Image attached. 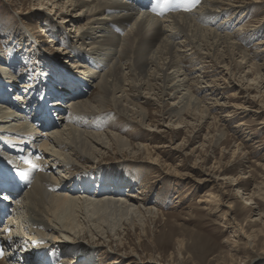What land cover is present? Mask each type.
<instances>
[{
	"label": "bare ground",
	"instance_id": "6f19581e",
	"mask_svg": "<svg viewBox=\"0 0 264 264\" xmlns=\"http://www.w3.org/2000/svg\"><path fill=\"white\" fill-rule=\"evenodd\" d=\"M193 1L170 0L169 4L164 6V0H68L69 7L82 8L78 16L63 18L68 27L72 26L73 29L76 28L78 35L80 33L78 37L82 43L78 44L79 47L70 49L75 58H80L76 66L83 70L80 71L82 78L67 76L66 80L63 78V83L58 80L56 84L60 86L53 88V92L47 90L49 94L43 103L45 108L38 109V112L33 105L36 98L25 103V99L15 100L11 97V93L14 96L18 90L17 84L14 83L17 78L13 77L10 70L5 71L8 75L0 70V83L5 86L0 89V105L9 106L17 112L4 111L5 108L0 106V179L5 178L15 186L13 190H5L10 196L7 202L14 217L10 222V234L5 236L3 241L8 255L0 264H90L100 252L98 244L105 238L111 239L114 236L111 233H115V229L108 226L102 229L101 226V218H106L111 207L132 219L141 218L145 213L156 214L154 207L147 203L140 204L139 198L134 194L122 198L121 191L127 189V184L119 176L118 164L115 167L119 169H109L110 177L107 176L100 182L91 181L93 185L100 186L96 192L92 191L93 186L89 181L91 174H102L104 171L105 168L99 166L98 162L108 154L107 151L128 155L138 153L149 165L156 166L162 174H178V169L175 170L162 162L155 148L150 145H136L131 149L132 146L121 140L120 136L108 132L100 134L95 129L91 130L97 126L96 120L105 117L104 112L109 109H115L125 116L134 112L133 116L141 117L140 122L145 129L159 130V122L148 121L146 114L141 115L143 112L130 108L133 103H129L127 98L131 97V89L139 97H168L172 104L166 114L171 123L177 117L181 120L188 109L206 104L208 99L196 97L193 88L206 86L198 89L209 91L208 88L212 85L211 91L215 90V93V82L205 81L207 76L201 81L199 78L190 79L184 73L182 61L187 58L189 51L208 61L216 60L218 71L228 70L226 74L231 75L230 77L236 78L245 73L247 75H244L242 80L247 76L248 81L257 83L261 80L258 85L264 86V48L263 52L259 53L258 60H255L248 54L247 48L238 44L237 35L228 34L229 31L225 30L227 26L231 27V24L226 25L227 22H234L233 19L227 18L228 15L244 13L250 6L262 8L258 5L261 1L251 0L253 2L247 6L242 0H197L195 6ZM185 8L190 9L187 15L177 14V11ZM64 9L67 10V5ZM110 12L122 14L109 18ZM152 15L171 17L161 20ZM221 18L227 21L218 23ZM208 20H212V24L217 28L202 26ZM81 22L85 24L80 25ZM255 24L259 25L261 33L264 29V18ZM129 26L131 28H128V31ZM122 29L128 31L124 40L114 37V34L118 35ZM111 30L113 35L109 34ZM122 40L129 43L126 42L128 46L124 47L127 48L120 52L116 48ZM50 42L55 41L52 39ZM257 46L263 47L264 41H260ZM98 55V58H94ZM105 60L109 63V69L99 71L101 61ZM133 60H140L142 66H131L130 72H125L121 62L136 63ZM89 62L96 64V71L91 69ZM60 68L64 72L67 71L63 67ZM203 70L204 67L198 72L201 74ZM246 70L249 71L245 72ZM248 75L254 76L252 78ZM39 83L42 85L43 82ZM45 87L38 88L35 85L32 89L33 96L42 94ZM93 87H97L100 93L97 100L95 99L96 102L83 97V94ZM68 97L73 98L67 103ZM65 104L70 105L65 108ZM260 104L258 114L264 112V95ZM213 105L223 107L218 100H215ZM47 115L50 116V121L44 119ZM7 135L9 141L5 139ZM216 172L212 171V174L206 175L205 180L201 182L226 180L221 178V175H213ZM117 173V179H112L111 175ZM74 182L75 185L69 187ZM257 198V193L252 192L247 200ZM212 202L208 198L200 200V204H213ZM228 209L231 210L232 207ZM101 212L103 216L99 218ZM112 215L110 213L107 218ZM26 231L28 232L25 233ZM24 234L32 236L24 237L31 240L30 242L21 237ZM85 238L96 241H88L87 247L81 248V240ZM233 245L235 248L236 243ZM253 245L255 241H248L249 248ZM72 251L77 253L73 261L69 260ZM99 256L100 260L103 257L102 260L94 264H101L109 257L104 254Z\"/></svg>",
	"mask_w": 264,
	"mask_h": 264
},
{
	"label": "rangeland",
	"instance_id": "374dc122",
	"mask_svg": "<svg viewBox=\"0 0 264 264\" xmlns=\"http://www.w3.org/2000/svg\"><path fill=\"white\" fill-rule=\"evenodd\" d=\"M243 1L246 6L253 2L242 0V3ZM259 1L261 3L258 5L262 8L250 6L247 12L228 15L227 18L234 22H227L226 25L231 24V27L225 28L229 31L228 34L237 35L238 44L247 48L248 54L255 60H258L259 53L264 48L257 46L260 41H264V29L259 33L260 27L255 24L264 18V0ZM196 2L197 0L193 1V6ZM200 3L201 1L198 6ZM66 5L67 10L64 9ZM68 5V0H0V70L7 75L5 71L10 70L13 77L17 78L14 83L18 90L14 96L11 93V97L15 100L25 99V103L36 98L33 105L37 112L38 109L41 110L48 91L53 92V88L60 86L56 84L58 80L63 83L67 76L82 78L80 71L83 70L76 66L80 58H75L74 52L72 53L73 48L82 43L78 37L80 33L78 35L76 28L68 27L63 21L64 17L78 16L82 8H71ZM188 13L189 10L177 11V14L182 15ZM120 14L122 13L110 12L108 17ZM152 16L161 20L171 17ZM223 19L225 18H221L218 23L227 21ZM212 22L208 20L202 26L217 28ZM84 24L81 22L80 25ZM128 28L130 30L131 26L127 30ZM128 31L122 29L114 37L123 39ZM109 34L113 35V30ZM52 39L55 42H50ZM123 40L121 44H117L116 49L120 52L129 43ZM189 52L182 61L184 73L190 79L199 78L201 81L207 76L205 81L215 82V93V90L211 91L212 85L208 88L209 91L198 89L206 86L193 88L196 97L208 99L206 104L188 109L181 120L177 117L171 123L166 114L172 104L168 97H139L131 89V97L127 100L133 104H127L133 110L143 112L141 115L146 114L148 121L159 122V130L145 129L140 122L141 117L133 116L134 112L125 116L115 109L104 112L105 117L96 120L100 124L97 123L91 129L100 134L108 132L120 136L121 140L132 146L131 149L136 145H150L155 148L162 162L178 169V174H162L138 153L136 156L124 153L123 156L120 152H106L108 154L98 162L99 166L105 168L102 174L89 176L92 191L96 192L100 186L93 185L91 181L100 182L107 176L110 177L111 173L108 171L119 169L115 167L118 164L119 176L127 184V189L121 191L122 198L134 194L139 198L140 204L147 203L154 207L156 214L145 213L141 218L132 219L111 207L106 218H101V226L102 229L105 226L115 229V233H111L114 236L111 239L105 238L98 244L100 252L90 264L99 263L103 258L100 260L101 254L109 256L101 264H264V112L258 114L264 86L258 85L261 80L257 83L248 81L247 76L242 80L247 75L245 73L236 78L230 77L231 75L226 74L228 70L218 71L216 60L208 61L201 55ZM101 62L99 71L108 70L109 63L106 60ZM140 62L138 60L134 64H126V61H122L121 67L129 73L131 66H142ZM89 64L96 71L95 63ZM60 67L67 69L68 73ZM203 67L206 71L203 70L200 74L198 71ZM251 76L253 78L254 75H248ZM39 82H43L42 85ZM35 85L38 88L47 86L42 94L34 97L32 89ZM0 87L4 89L5 86L0 83ZM89 89L83 94L84 99L96 102L100 96L98 88ZM72 98L68 97L67 103ZM215 100L220 101L223 107H215ZM69 105L63 106L66 108ZM0 106L5 108L4 111L17 113L9 106ZM5 139L9 141L8 135ZM212 171H217L213 175H221L226 180L201 182ZM119 173L111 175V178L117 179ZM236 183L241 184L235 186ZM74 185L75 182L69 187ZM129 185L132 187H128ZM252 192L257 193L258 198L248 201ZM207 198L213 204H200V200ZM102 213L99 218L103 216ZM110 213L113 215L107 218ZM28 236L32 238L28 234L21 237L30 242L31 240L24 238ZM247 238L248 241H255L253 247L247 246ZM81 241V248H86L88 241L94 243L96 239L91 241L85 238ZM233 243H236L235 248L232 247ZM71 253L69 260L73 261L77 253ZM150 260L155 262H149Z\"/></svg>",
	"mask_w": 264,
	"mask_h": 264
},
{
	"label": "snow or ice",
	"instance_id": "6c2138e0",
	"mask_svg": "<svg viewBox=\"0 0 264 264\" xmlns=\"http://www.w3.org/2000/svg\"><path fill=\"white\" fill-rule=\"evenodd\" d=\"M170 0H164V6H167L169 4ZM182 2H187V0H182ZM184 10H190L189 8H185ZM22 175V174H21ZM5 199H7V197H4Z\"/></svg>",
	"mask_w": 264,
	"mask_h": 264
}]
</instances>
